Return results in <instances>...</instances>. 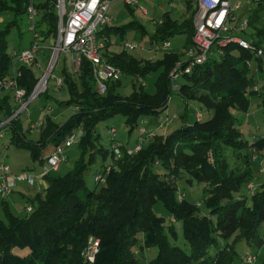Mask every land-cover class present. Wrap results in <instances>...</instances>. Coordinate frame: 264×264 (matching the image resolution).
I'll list each match as a JSON object with an SVG mask.
<instances>
[{
  "label": "trees",
  "instance_id": "trees-1",
  "mask_svg": "<svg viewBox=\"0 0 264 264\" xmlns=\"http://www.w3.org/2000/svg\"><path fill=\"white\" fill-rule=\"evenodd\" d=\"M28 2L0 0V16L11 15L6 25L0 27V79L10 76L11 52L7 50L10 26L17 25L21 14L26 17ZM186 2L187 10L191 11L188 19L181 23L170 20L169 15L163 13L156 31L159 44L169 40L171 35L185 33V49L192 47L194 10L191 0ZM33 3L40 42L50 37L54 41L58 18L56 0H33ZM256 3L264 9V0ZM257 18L247 19V28L253 27L250 35L255 34V43L260 46L264 41V23L257 27ZM135 25L143 29L140 24ZM111 28L105 26L99 33L109 37ZM222 50L218 59L191 64L190 70L181 74L184 81L178 87V93L185 100H197L211 114L188 123L184 112L181 114L184 122L167 134L157 133V129L177 115L167 116L162 122L154 120L151 128L144 127L143 134L138 130L139 139L143 136L141 148L131 154L127 150L134 148L122 144L112 143L110 149L98 145L95 125L122 114L131 131L140 116L157 117L163 112L173 88L169 72L175 62L181 61L176 53H165L156 60L135 58L125 50L102 53L122 73L133 76L144 77L152 70L162 69L152 93L140 83L131 94L121 96L117 91V79L108 81L106 91L99 94L87 60L81 61L78 71L62 68L61 87L65 85L68 98L61 104L71 105L75 111L58 123L45 116L36 128L35 138L26 136L33 129L30 126L24 129L18 115L5 129L9 143L27 149L33 159L46 162L53 148L73 129L80 127L78 158L63 175L45 174V194L36 195L37 205L29 214L15 215L8 203L2 201L5 219H0V264H142L144 255L138 258L135 251L144 254V249L152 246L156 247V254L148 264H231L238 256V241L244 240L250 247L263 246L264 235L260 230L264 225V180L255 188L250 168L241 172L249 163L248 153L239 164L234 160L232 165L228 155L229 149L233 154L239 149H264V135L250 143L241 140L232 113V107L238 105L247 109L249 106L246 92L252 89L247 87L255 81L247 63L254 53L236 43H228ZM187 61H182L183 67ZM16 71L19 72L18 86L28 97L38 77L32 67L25 65L19 64ZM259 96L264 104V95L259 92ZM16 108L11 93L5 91L0 97V120L11 116ZM145 137L149 139L142 144ZM111 140L114 141L113 137ZM49 145L50 151L44 154ZM107 157L110 161L104 164ZM97 160L103 166L95 171L90 187L84 175ZM153 166L163 171L154 172ZM260 170L264 171V164ZM180 175H184L188 183L196 181L202 185L200 200L192 202L180 195L182 191L177 190L176 184ZM97 176L101 180L96 179ZM242 185L247 186L248 193L240 190ZM27 200L32 204V198ZM156 200L168 209L172 222H181L188 250L170 241L169 236L176 238V231L173 224L167 225L164 217L155 215ZM94 239H98V249L93 261H89L84 251ZM25 247L27 253L14 251ZM212 247L213 253L210 252ZM248 252L255 256L252 250ZM242 260L245 264H253V261L247 263L244 256ZM261 264H264V257Z\"/></svg>",
  "mask_w": 264,
  "mask_h": 264
},
{
  "label": "rangeland",
  "instance_id": "rangeland-1",
  "mask_svg": "<svg viewBox=\"0 0 264 264\" xmlns=\"http://www.w3.org/2000/svg\"><path fill=\"white\" fill-rule=\"evenodd\" d=\"M132 6L126 5L121 0H114L109 6V15L112 20L110 23L111 33L108 40H105L106 46L110 47L101 49V53L108 51L120 53L123 50L126 51L127 55H131L135 58L152 59L156 60L161 58L165 53H176L177 58L181 61H186L189 57L185 52V41L187 35L185 33L174 34L169 37V46L167 48H159L160 39L157 38L156 31L162 20L163 13L166 12L169 15V19L181 23L183 20L188 19V13L191 11L187 10L186 0H136ZM169 1L171 5L168 6ZM239 2L240 6L234 12L235 21H232L233 25H239L245 19H250L251 17L257 16L255 25L261 26L264 23V9L257 5L253 0H231V3ZM141 8H145L146 12L143 13ZM166 10V11H165ZM0 27L6 25V23L11 19V15L0 16ZM17 25L10 26V32L8 33V52L13 50H22L29 48L30 42L32 40V32L28 30V22L25 14H21L18 17ZM133 22L134 24H130ZM135 23L140 24L143 28L142 30L136 27ZM130 24V25H129ZM129 25V26H128ZM119 29V30H117ZM254 31L253 27H248L245 32H240L239 35L244 38H248L250 32ZM154 34V35H152ZM256 37L255 34H251ZM250 35V36H251ZM125 41H130L137 44L132 50L126 49L123 46ZM40 42V37H39ZM53 42V38L50 37L45 42L41 43V48L36 54L40 67L32 66L33 72L36 77L40 78L43 74V69L47 62V56L50 53L49 45ZM264 45V41L262 43ZM109 45V46H108ZM158 47V48H157ZM215 53L216 48L211 49ZM212 56L218 59L216 54ZM255 57V54L253 55ZM251 58V57H250ZM252 57L249 59V74L253 76V79L258 85H264V62L260 63L262 66H258ZM62 68L71 70L70 64V53H60L57 65L53 70V77L49 78L47 81V89L45 92L40 93L39 96L34 98L28 105V109L24 112L18 113V118L20 119L22 126L27 128L30 123L42 120L45 116H50V118L55 122H63L69 115H71L75 108L71 105L61 104L68 98V93L65 89V85L59 88H55L56 77L61 75L60 72ZM162 69H155L147 73L144 77L133 76L129 73H121L119 78V85L117 88L118 93L121 96H127L131 94L135 87H138L140 83H143L144 89L147 92L155 91V82L158 74ZM184 81V78L179 75V77L172 81L173 88L170 92V97L168 101L167 108L161 112L157 117L151 115H142L138 119V124L133 130L129 131V126L126 124V116L122 114H115L106 119L99 121L95 125L94 133L99 135L98 145L104 148H111L113 144H122L126 147L135 148L137 144L141 145L138 130L147 127L151 128L152 123L155 121L162 122L167 116L176 114L177 117L170 119L161 128L157 129V133L167 134L174 128L179 127L183 122L181 114L185 112V121L188 123L193 122L195 118V113L200 111L203 118L208 117L211 112L208 111L201 103L195 99L185 100L179 93L178 87ZM248 99L250 101L247 109L238 107H232V113L236 119V125L239 131V136L241 140L252 142L259 136L264 135V104L262 98L257 92H246ZM115 130V135L112 136L110 129ZM156 131V130H155ZM0 163L7 164L10 170L15 173L24 171L27 175L34 178V184L30 185L25 181H19L13 189V192L9 195L0 194V219H5V212L3 208L2 201L8 203L9 208L15 215H26L29 214L32 209L37 205L36 195L41 193L45 194L46 181L44 173L45 162H40L38 158L33 159L27 149L16 148L15 145L9 143L7 131L5 128L0 129ZM38 132L33 129L31 133H27L28 138H35ZM81 136V131H78L72 145L64 150V159L60 163L57 171H51L49 174L54 173L56 175H63L73 166L74 161L78 158L79 154V138ZM113 137L114 141L111 140ZM149 137H145L142 144L148 141ZM143 140V139H142ZM51 146L49 145L44 154L50 151ZM238 153L240 154L238 156ZM248 153L249 163L241 170V172L250 168L252 172L253 182L252 186L259 188V185L264 180V171L261 172L260 166L264 164V149L257 151L252 148L239 149L232 153L231 149L228 150L229 162L232 165L233 161L239 164L242 160L243 155ZM255 156L256 162H253L252 157ZM258 159V160H257ZM110 158L107 157L103 160L104 164H107ZM101 161L97 160L92 164L89 170L85 173L84 179L88 186H93V177L95 171L102 169ZM154 172L161 173L163 169L159 166H153ZM177 190L182 191L181 196L196 202L201 199L202 196V185L196 181L188 183L184 175H180L177 180ZM243 193H248V188L246 185H242L240 189ZM32 198V204L28 202L27 199ZM30 205V209L27 212L25 206ZM153 210L156 216H161L165 218L167 225L173 224L174 230L176 231V238L173 239L169 236L172 243L180 246L184 250H188L189 245L183 238L181 233V222L174 221L170 217L168 209L164 207L160 200H156L153 205ZM260 232L264 235V225L262 226ZM136 249V248H135ZM252 250L255 254L252 259L253 264H261L264 257V244L261 247L258 246H248L244 240H240L236 243V251L238 256H235L231 264H245L242 260L243 256L250 254L248 251ZM15 252L18 254L27 253L28 249L25 248H15ZM210 252H214V248H210ZM144 254L142 251L136 250V257L140 258L144 255L141 260L142 264H148V260L151 259L156 254V247L152 246L147 250L144 249Z\"/></svg>",
  "mask_w": 264,
  "mask_h": 264
},
{
  "label": "built area",
  "instance_id": "built-area-1",
  "mask_svg": "<svg viewBox=\"0 0 264 264\" xmlns=\"http://www.w3.org/2000/svg\"><path fill=\"white\" fill-rule=\"evenodd\" d=\"M114 0H56L57 8V33L51 45H49L50 53L47 56V62L43 74L38 78L31 93L28 97L25 95V90L18 86L17 76L19 72L16 68L19 64L27 67L38 66L37 53L41 48L39 42V34L36 31V12L33 0H29L26 6V19L28 22V30L32 32V40L29 48L22 50H13L10 53L11 69L10 76L0 79V97L3 92H11L13 103L17 107L14 113L0 120V129L6 128L10 125V120L17 116L18 113L24 112L28 109L29 103L43 93L47 89V81L53 77V70L57 65L60 53H70V64L72 71H78L80 63L83 59L87 60L91 66V73L94 79V87L99 94L106 91L107 82L114 81L120 78L121 69L110 63L103 57L101 49L104 47L103 41L99 38V31L111 23V16L109 15L110 3ZM126 5L132 6L137 3L136 0H121ZM255 2L261 0H253ZM192 10L194 14L192 17L193 35L192 47L185 50L188 55L187 64L183 67L182 61L175 62L173 68L169 72L171 82L179 77L183 72L190 70L191 64H201L207 59L213 58V48L217 49L215 53L219 58L222 55L223 46L228 43H236L240 47L247 49L255 54L258 58L264 61V48L257 46L255 39L244 38L238 35V32L244 31L248 26V20L245 19L239 25H233L235 21L234 12L240 6L239 2L231 3V0H191ZM171 5V2L168 3ZM146 12L145 8H141ZM1 21V18H0ZM161 23V21H160ZM169 41L165 40L161 43V48H167ZM123 46L126 49L132 50L137 47L136 43L125 41ZM249 64V62L247 63ZM62 85V78L56 77L55 88ZM253 92H260L264 95V87L257 85L249 86ZM201 112L196 113V118L200 119ZM42 121L30 123L32 129H36ZM80 127L71 131V133L64 139L63 142L57 144L51 154L46 158L44 173L55 171L58 169L60 163L65 158L64 150L72 145L73 140ZM112 136L115 135V130L110 129ZM145 132V128H141L140 134ZM3 136V134H0ZM143 139L141 136L140 140ZM141 148L137 144L134 150H127L129 154L136 152ZM118 155L119 151L115 149ZM256 157L253 156L252 159ZM157 163V161H156ZM96 179L101 180L100 176ZM25 181L28 184H34V178L27 175L24 171L15 173L10 170L7 164L0 163V194L5 196L13 192L16 183ZM30 206L26 207L29 211ZM98 249V239H94L89 244L84 255L89 261H93L94 254ZM254 255L247 254L245 261L252 262Z\"/></svg>",
  "mask_w": 264,
  "mask_h": 264
},
{
  "label": "crops",
  "instance_id": "crops-1",
  "mask_svg": "<svg viewBox=\"0 0 264 264\" xmlns=\"http://www.w3.org/2000/svg\"><path fill=\"white\" fill-rule=\"evenodd\" d=\"M169 2H171V1H169ZM129 6V5H128ZM169 6V5H168ZM146 10V9H145ZM142 11V10H141ZM143 12V11H142ZM143 13H145V12H143ZM112 19V18H111ZM162 21V20H161ZM108 26H110V24L108 25ZM241 32H245V31H241ZM239 33L240 32H238L237 34L239 35ZM241 36V35H240ZM107 36L105 35V34H103V33H99V38L103 41V43H104V47L103 48H106L107 46H106V43H105V40H108V44H109V37H107ZM243 37V36H242ZM248 38H251V39H257L256 37H254V36H249ZM257 41V40H256ZM263 43V42H262ZM260 44V46L262 47V48H264V45L263 44ZM109 46V45H108ZM108 48H110V47H107L106 48V50L108 49ZM158 48V47H157ZM159 48H161L160 46H159ZM105 52H107L108 53V51H105ZM112 53V52H111ZM253 57V56H252ZM141 59V58H140ZM149 60H152V59H150L149 58ZM256 63H257V65L258 66H262V64L260 63L261 61H263V60H261L260 58H258V57H255L254 59H253ZM39 62V61H38ZM264 62V61H263ZM40 64V63H39ZM253 77V76H252ZM254 80V79H253ZM255 81V80H254ZM254 83V85H257L258 87H264V85H258V84H256L257 82L255 81V82H253ZM249 86H252V85H248V87ZM247 87V88H248ZM248 92V91H247ZM250 92H253V91H250ZM4 93V92H3ZM3 93H2V95H3ZM11 93V92H10ZM258 94H259V92H257ZM1 95V96H2ZM248 96V95H247ZM198 112H200V111H198ZM197 113V112H196ZM196 113H195V118H196ZM175 118H176V116H175ZM142 127H144V126H142Z\"/></svg>",
  "mask_w": 264,
  "mask_h": 264
}]
</instances>
